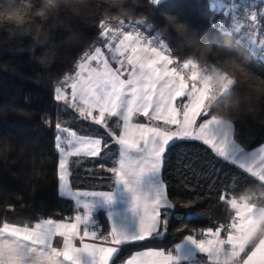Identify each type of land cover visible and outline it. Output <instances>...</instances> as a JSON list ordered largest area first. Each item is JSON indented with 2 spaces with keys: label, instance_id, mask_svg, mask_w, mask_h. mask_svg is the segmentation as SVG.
I'll list each match as a JSON object with an SVG mask.
<instances>
[{
  "label": "snow or ice",
  "instance_id": "6c2138e0",
  "mask_svg": "<svg viewBox=\"0 0 264 264\" xmlns=\"http://www.w3.org/2000/svg\"><path fill=\"white\" fill-rule=\"evenodd\" d=\"M261 17H264V7L259 12H247V21L260 23ZM236 22L233 19V24ZM139 25L147 29L154 27L148 22H129L114 31L101 20L92 50L82 55L75 65L74 75L65 76L63 87L55 89V101L81 120L104 130L102 134H78L64 126L59 115L54 122L59 189L62 196L75 200L74 214L67 219H38L25 227L4 223L0 225V234L7 232L17 239L44 245L46 238L54 233L63 238L68 249L64 252L67 260L73 259V250L87 251L96 257L95 264H116L123 247L166 232L171 210L181 205L170 199L163 180L154 200L135 198V206L141 213L135 233L113 226L98 234L90 227L91 205L82 198L100 195L111 200L112 194L74 190L69 181L72 175L69 158L76 157L79 163L81 158L102 157L110 149L109 139L112 145L118 146L119 155L114 165L106 169L111 174L108 179L126 186L139 181L147 171L161 175L167 152L184 140L202 141L218 157L257 180H264V146L245 152L241 147L243 140L237 143L221 137L220 129L211 126L205 108L207 92L197 87L195 74L186 78L175 66L176 60L169 54V45L160 33L145 35ZM187 67L185 64L184 68ZM113 118L115 126L110 123ZM44 123L53 122L46 119ZM102 170H105L104 164H100L99 170L88 169V172L96 175ZM227 193L220 195L219 200ZM243 224L242 218L239 223L233 220L214 230L208 228L199 234L201 238L190 234L187 239L206 256V264H239L237 258L243 264H264V242L252 249L240 243L238 233ZM86 238L93 242H86ZM74 243L79 247L73 249ZM175 260L171 253L149 248L137 252L126 264H175ZM120 264L125 262L120 261Z\"/></svg>",
  "mask_w": 264,
  "mask_h": 264
},
{
  "label": "clouds",
  "instance_id": "9594fccd",
  "mask_svg": "<svg viewBox=\"0 0 264 264\" xmlns=\"http://www.w3.org/2000/svg\"><path fill=\"white\" fill-rule=\"evenodd\" d=\"M162 0H0V70L21 75L19 57L27 55L41 67L40 82L55 94L65 76L85 52L92 50L101 20L118 30L129 22L152 23L138 13ZM157 30L170 48L176 67L185 77L193 73L198 88L207 92L205 108L211 126L221 137L240 141L264 128V75L254 70L248 51L256 46L264 56V38L254 30L259 21H237L209 38L178 14L162 11ZM37 49H43L37 54ZM188 67L185 69L184 65ZM191 82V81H190ZM28 118L30 113L13 97L0 101V116ZM51 157L16 133L0 131V173H7L17 188L0 184V225L31 226L45 218L36 192L50 182ZM230 220L244 221L240 243L252 249L264 242V180L237 187L222 199ZM239 217V218H238ZM59 240V243L57 241ZM79 247L73 244V249ZM63 238L54 233L46 243L33 244L7 232L0 234V264H76L64 256ZM239 264L242 260L237 258Z\"/></svg>",
  "mask_w": 264,
  "mask_h": 264
},
{
  "label": "trees",
  "instance_id": "16d2710c",
  "mask_svg": "<svg viewBox=\"0 0 264 264\" xmlns=\"http://www.w3.org/2000/svg\"><path fill=\"white\" fill-rule=\"evenodd\" d=\"M228 1L225 0V4L220 6L212 4L211 0H162L159 6L138 7L137 12L150 16L153 29L141 26L152 35H156L159 32L157 26L163 24L160 13L167 11L178 14L201 33L214 38L231 27L232 13L226 10ZM90 34L93 40H96L98 29L96 28ZM42 51L43 49H37V54ZM248 51L252 67L259 74L264 75V56L250 46H248ZM19 66L22 76L0 70V101L15 97L17 103L24 107L30 116L23 119L13 115L0 116V131L18 134L20 138L31 142L38 149H43L51 157L53 163L50 182L36 192V200L45 218L63 217L67 219L75 212V200L62 196L60 193L57 174L59 153L55 148L57 133L54 122L59 115L64 126L70 127L78 134L96 132L102 134L104 130L81 120L74 112L66 110L62 103L55 101L54 93L40 82L42 69L35 60L27 55L21 56ZM67 74L74 75L75 66H72ZM46 119L53 123L45 124ZM110 123L115 126V118ZM241 140L244 141L241 146L246 150H252L264 144V128ZM109 144L110 149L107 152L110 151L115 159L118 147L112 145L110 139ZM77 159L72 157L69 164L72 173L70 180L74 189L107 190L111 188L114 181L108 179L110 173L98 171L96 175H90L88 172V169L99 170L100 164L105 162L102 157L81 158L80 162L83 161L81 164L76 163ZM161 177L165 182V189L170 199L181 206L171 210L166 232L159 237L123 247L116 264H120V261L126 262L134 252L139 250L148 248L172 250L177 243L187 239L190 234L200 237L199 234L208 228L214 230L217 226L230 223V214L223 202L219 200V196L237 187L258 182L256 178L238 166L218 157L202 141L196 140L179 141L171 151L167 152ZM0 184L12 188L18 187L7 173H0ZM96 216L101 231L106 228L110 229L105 210H98ZM38 218L34 217L36 220Z\"/></svg>",
  "mask_w": 264,
  "mask_h": 264
},
{
  "label": "crops",
  "instance_id": "0c3cea01",
  "mask_svg": "<svg viewBox=\"0 0 264 264\" xmlns=\"http://www.w3.org/2000/svg\"><path fill=\"white\" fill-rule=\"evenodd\" d=\"M224 1L225 0H212L213 4L220 6L225 4ZM262 146H264V144L252 150H244L245 152L256 151ZM70 185L72 186L71 181ZM161 185V175L156 171H147L140 177L139 181L131 183L130 186H126L123 183L114 181L111 188L107 190L73 189L81 191L110 192L112 194L111 200H108L104 196L100 195H91L82 198L85 202L91 205L90 227L92 230L97 231L99 234L100 230L96 226L97 223L95 214L98 210L102 209L106 211L110 222V228L114 226L117 230L131 234L135 233V231L138 229L139 217L141 214L140 209L135 206V198L139 197L148 201H152L159 194ZM86 242L92 243L93 241L86 238ZM151 249L163 250L166 254L171 253L174 257H176L175 264H206L207 261L206 256L202 254L196 245L189 239H185L177 243L170 252L160 248ZM146 250L147 249L136 251L132 254V256L137 252ZM131 257L129 259H131ZM78 260L79 264H95L96 257L87 251H81L78 253Z\"/></svg>",
  "mask_w": 264,
  "mask_h": 264
},
{
  "label": "built area",
  "instance_id": "2783aa9c",
  "mask_svg": "<svg viewBox=\"0 0 264 264\" xmlns=\"http://www.w3.org/2000/svg\"><path fill=\"white\" fill-rule=\"evenodd\" d=\"M264 7V0H229L226 5V10L232 13L231 26L233 19L237 21H247V12L260 11ZM250 23V21H247ZM138 27L145 32V35L152 36L147 33L141 25ZM257 32V39L264 38V17H261L259 25L254 29ZM252 49H256V46L249 45Z\"/></svg>",
  "mask_w": 264,
  "mask_h": 264
},
{
  "label": "rangeland",
  "instance_id": "374dc122",
  "mask_svg": "<svg viewBox=\"0 0 264 264\" xmlns=\"http://www.w3.org/2000/svg\"><path fill=\"white\" fill-rule=\"evenodd\" d=\"M211 2H212V0H211ZM212 4H213V2H212ZM263 60H264V57H263ZM69 92H70V89L68 90ZM118 147V146H117ZM115 153H117V157L114 159L113 157H112V154H111V152L109 151V152H106L103 156H102V159H104L105 160V162L104 163H102V164H104L105 165V170H102V171H106V169L108 168V167H112L113 165H114V161H116L117 160V158H118V155H119V153H118V151L116 150V152ZM71 158L72 157H70L69 158V164H70V162H71ZM98 158H100V157H98ZM93 159H95V158H93ZM83 161H81V162H79V164H81ZM111 163V164H109V163ZM99 168H100V166H99ZM71 181V180H70ZM93 190V189H92ZM101 190V189H100ZM97 213V212H96ZM95 217H96V226H97V228H99V232H101V229H100V227H99V223H98V218H97V216H96V214H95ZM223 236H224V233H223ZM165 251H172V250H165Z\"/></svg>",
  "mask_w": 264,
  "mask_h": 264
}]
</instances>
